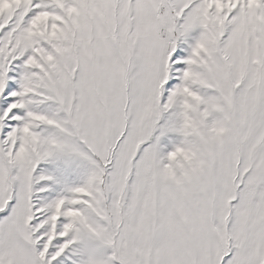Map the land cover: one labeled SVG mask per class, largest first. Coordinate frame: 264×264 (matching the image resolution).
<instances>
[{
  "label": "snow or ice",
  "instance_id": "6c2138e0",
  "mask_svg": "<svg viewBox=\"0 0 264 264\" xmlns=\"http://www.w3.org/2000/svg\"><path fill=\"white\" fill-rule=\"evenodd\" d=\"M0 264H264V0H0Z\"/></svg>",
  "mask_w": 264,
  "mask_h": 264
}]
</instances>
